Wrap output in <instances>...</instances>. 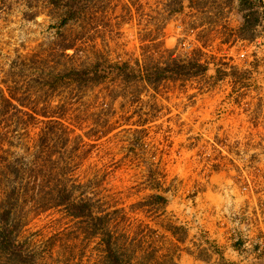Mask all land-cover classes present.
I'll return each mask as SVG.
<instances>
[{
  "label": "rangeland",
  "instance_id": "obj_1",
  "mask_svg": "<svg viewBox=\"0 0 264 264\" xmlns=\"http://www.w3.org/2000/svg\"><path fill=\"white\" fill-rule=\"evenodd\" d=\"M171 1L105 0L59 35L61 11L45 0H0V99L10 87L23 103L0 123V200L13 161L29 170L30 193L43 194L58 175L74 198L113 213L135 264H264V15L239 32L236 3L184 1L170 15ZM70 39L74 49L62 54ZM147 45L155 56L199 50L208 71L157 92L116 83L35 93L38 66L103 59L137 67ZM34 107L58 117L45 140ZM156 188L168 205L142 206ZM30 195L16 213L18 239L40 264H106L97 238L62 209L33 211Z\"/></svg>",
  "mask_w": 264,
  "mask_h": 264
},
{
  "label": "trees",
  "instance_id": "obj_2",
  "mask_svg": "<svg viewBox=\"0 0 264 264\" xmlns=\"http://www.w3.org/2000/svg\"><path fill=\"white\" fill-rule=\"evenodd\" d=\"M54 9L61 11L57 25V33L61 34V29L68 27L84 19L90 11L92 5H104L105 0H45ZM184 1L189 5H203L204 0H172L168 5H177L170 9L168 14H179L184 10ZM199 2V3H198ZM220 5H233L236 3L237 12L241 17L242 24L237 31L253 29L260 23V15H264L263 0H216ZM262 13H259V10ZM240 38L241 35H238ZM154 42V41H152ZM76 39H70L65 43H60L59 51L65 54L75 47ZM150 47V46H149ZM148 45L142 48L141 65L133 66L128 62L111 63L103 59H96L91 63L80 67H72L62 71L39 70L36 67L34 81L39 84L36 94L40 92L46 96H52L65 89L93 88L108 84L120 83L122 90L126 87H135L136 94L138 85H145L157 92L164 83L186 82L191 79L204 76L208 71V65L200 60L199 50H195L183 57L176 56L173 52L167 55L155 56L153 52L146 50ZM43 62V59H40ZM217 75L221 70L217 68ZM232 72L231 76H235ZM220 76H217L219 79ZM6 96L0 99V123L7 120L10 109L21 112L18 108L19 102L7 87ZM113 94V91L111 92ZM30 98V97H28ZM137 98V95H136ZM36 116L41 118L43 126L40 128L39 136L45 140L46 136H52L55 125L59 124L58 117L49 113L45 107L43 111L36 107L31 109ZM33 120L36 117L27 111ZM4 176L8 183L3 190V197L0 200V264H40L34 252L29 251L24 243L19 241L21 221L16 218V213L25 196L30 195L32 210L37 213L46 212L50 209H62L64 214L74 220L79 230L86 238H97L102 249V254L106 264H135L123 252L125 235L117 233L112 227L113 213L99 211L97 203L92 198H74V190L67 186L58 175L55 181L48 185V190L41 193L37 191L30 193L26 185L23 186L24 176L28 169H22L13 161H8L4 167ZM29 171V170H28ZM26 184V183H25ZM153 193L148 197L142 206L147 204L165 208L168 199L164 193Z\"/></svg>",
  "mask_w": 264,
  "mask_h": 264
}]
</instances>
